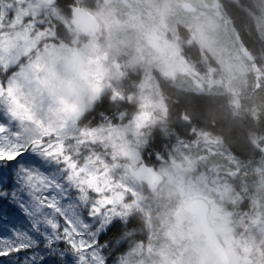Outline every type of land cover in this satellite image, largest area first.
Returning a JSON list of instances; mask_svg holds the SVG:
<instances>
[{"label":"rangeland","instance_id":"1","mask_svg":"<svg viewBox=\"0 0 264 264\" xmlns=\"http://www.w3.org/2000/svg\"><path fill=\"white\" fill-rule=\"evenodd\" d=\"M2 1L10 12L0 6V30L6 31L0 34V47L21 52V69L39 64L44 117L65 136H72L84 110L102 92L108 101L130 102L139 88L145 116L133 117L128 125L77 129L74 136L81 142H105L115 154L110 157L117 156L115 168L131 171L140 166L138 150L161 120L169 119L183 136L190 135L191 122L215 135L202 137L194 147L173 141L168 159L176 156L181 162L157 165L163 181L150 190L149 201L142 202L138 186L126 179L127 171L119 176V187L130 195L128 203H121L115 191L97 198L104 201V215L118 207L116 214L122 216L137 202L147 220L142 246L134 243L108 263L264 264V154L251 156L264 143V0H76L102 29L101 40L89 35L81 45L64 11L28 13L21 8L25 0ZM29 15L51 21L64 37L38 31L28 22ZM244 34L249 37L242 40ZM71 50L89 54L86 64L79 58L81 78L71 69L74 57L65 63L55 58ZM104 54L122 64L124 75L103 66ZM184 60L198 66L201 76ZM131 78L139 80L137 87L127 82ZM29 91L35 86L26 87L22 95ZM105 157L101 152L90 154L85 163L93 184L107 190L109 181L97 172L107 170ZM193 190L208 201V219L224 246L226 261L207 242L199 221L185 218L194 216L187 208V194ZM245 191L257 200L256 213L247 220L234 212Z\"/></svg>","mask_w":264,"mask_h":264},{"label":"snow or ice","instance_id":"2","mask_svg":"<svg viewBox=\"0 0 264 264\" xmlns=\"http://www.w3.org/2000/svg\"><path fill=\"white\" fill-rule=\"evenodd\" d=\"M20 56L0 47V264H106L100 239L113 225L89 196L101 189L44 117L39 64L13 72Z\"/></svg>","mask_w":264,"mask_h":264},{"label":"trees","instance_id":"3","mask_svg":"<svg viewBox=\"0 0 264 264\" xmlns=\"http://www.w3.org/2000/svg\"><path fill=\"white\" fill-rule=\"evenodd\" d=\"M5 5L4 12H10L7 8V3L5 1L0 0V5ZM17 5V3H15ZM18 6V5H17ZM38 31H45L42 27L37 28ZM49 30V29H48ZM102 29L100 28L99 33L97 35V39L101 40L99 38L102 37L101 35ZM6 31L3 29L0 30V34H4ZM49 33V32H48ZM78 37V36H77ZM249 36L247 34H244L242 36V40L247 39ZM84 40V41H83ZM86 39L82 38V40L79 41L78 44H82L85 42ZM179 49V48H178ZM188 64H192L189 60H184ZM196 73L200 74V69L198 66L192 64L191 65ZM22 64L21 62H17V67L13 69V72H18L21 70ZM8 75H11L9 73ZM0 78H3L0 76ZM133 87H137L134 85V82L132 83ZM136 91L133 90V93L135 92V95L132 97L130 102H123L119 100L115 101H108L109 99L106 97L105 91L101 93V95L92 103L90 104L89 108L84 110V113L80 116L77 123V129H95L100 126H104L107 124L110 125H128L133 124L132 119L133 117L143 115L145 116V112L147 113V108L143 107L140 102V90L139 88H135ZM145 111V112H144ZM166 123H163L162 121H159L155 125V129L148 133V139L150 141H147L145 144L146 146V152L141 150L139 151L140 161L146 163L147 165L153 166L155 170H157V165L159 164V161L156 159V155L154 152H157L162 157L168 158L169 154L165 153L163 150L164 148H169L170 144L173 141H181L185 142L190 146H193V143H197L199 140L204 137L206 140L214 138V134L209 131H203L196 128H193L191 130V133L189 136H183L182 134L177 131L176 127L165 121ZM249 126V124L246 125V127ZM75 129L72 133V136H65L66 143L75 147L76 151L79 154V159L83 164H85V161L87 157H90V154H94V156L97 153H102V155L105 154V162H106V168L104 169H97V172L100 173L103 176V179L109 181V186L107 190L102 189V184H99V188L101 189V192L99 195L96 192H90L89 196L90 199H97L99 197H102L104 195H109L110 193L118 192L121 195V203H128V195L127 193L123 192L121 190L119 176L127 171V177L126 179L128 181H131L136 185L138 194L141 196L142 202L149 201L151 198V192L147 186L143 182H137L135 179L132 178L130 175V171L124 167L123 169L115 168L113 165L115 162L118 163L117 156H115L113 159L110 157L114 156V152L111 149H108L109 147L107 144L103 141H95V142H81L80 138H74L76 134H78V130ZM257 130L250 129V134H256ZM169 135H168V134ZM171 133V134H170ZM198 134V137L196 135ZM65 135V134H64ZM150 135V137H149ZM199 144V143H198ZM197 144V145H198ZM161 150H160V149ZM167 155V156H166ZM251 156H256L257 158H260L263 156L262 151H255ZM174 159H176L177 164H179L181 161V158L173 156ZM95 163V162H94ZM93 163V164H94ZM88 165V164H87ZM94 166V165H93ZM199 167V165L193 166L194 169ZM127 169V170H126ZM211 171V170H210ZM195 174V172H194ZM221 178V177H218ZM232 184L234 190L236 191L235 183L233 181H230ZM118 189V190H117ZM242 198L240 199V203L237 204L235 207L234 212L236 214L238 212L243 213L246 216V220L249 217H252L256 213V205L257 200L249 191H245L244 194L241 195ZM132 201V200H129ZM138 208V210L136 209ZM7 211V209L5 210ZM119 212L118 207H114L113 213H106L104 217L107 219H100V223L104 224H112V230L106 231V234L100 239V245L101 250L99 252L100 256L104 258V261H106V264L108 263V259H111L113 256H119L127 251H129L130 247L134 243H139L142 246V243H144L145 240V231L147 230V220L146 215L143 211L140 210V204L137 202L134 204L133 207L127 206L125 212L122 216L116 214ZM109 215V217L107 216ZM5 219H9V217H5ZM13 222H16L15 217L11 218ZM8 227H11V225H7ZM259 243L258 240L255 239V242ZM140 254V253H139Z\"/></svg>","mask_w":264,"mask_h":264},{"label":"water","instance_id":"4","mask_svg":"<svg viewBox=\"0 0 264 264\" xmlns=\"http://www.w3.org/2000/svg\"><path fill=\"white\" fill-rule=\"evenodd\" d=\"M44 3H49V0H42ZM191 6L189 4L185 5V9L189 10ZM72 10V25L75 29H77L81 35L83 36H95L99 31V24L94 18L92 14L88 11L83 10L77 6H71ZM105 54L103 55L105 59ZM79 65V57H74L72 59V67L73 69ZM262 153H264V144L262 146ZM131 176L138 182H143L146 184L149 190H154L162 181L161 176L157 173L153 166L146 165L142 163L140 167L136 170L130 171ZM204 204L203 210V219L198 220L201 230L207 240V242L211 245V247L215 250V252L224 260H227V255L224 249L222 242L219 240L217 235L214 233L213 229L208 223L207 215L209 212V206L205 200L200 199ZM189 212L194 215L190 210ZM196 215H199V210Z\"/></svg>","mask_w":264,"mask_h":264},{"label":"flooded vegetation","instance_id":"5","mask_svg":"<svg viewBox=\"0 0 264 264\" xmlns=\"http://www.w3.org/2000/svg\"><path fill=\"white\" fill-rule=\"evenodd\" d=\"M26 2H24L23 4H21L22 5V7L21 8H25L26 10H28L27 12L28 13H32V12H39V13H41V11L43 10V11H49V10H53V11H57V10H62V11H64L65 12V14H66V18H65V22L70 26V30H72L74 27H73V25H72V10H71V6H81L79 3H77L76 2V0H49V3H44L42 0H34V1H36L34 4H32V7H28L27 5L29 4V2L28 1H32V0H25ZM73 4V5H72ZM83 8V7H82ZM32 17H34V16H28V18H27V20H28V22H30V23H33V25L35 26V27H42L45 31H44V33H48V32H52V34L53 35H51V37H53V38H63V37H61L60 36V34L58 33V28L51 22V21H49V20H45L43 17L41 18V19H39L38 18V16H37V18L39 19V21H36V20H33L32 19ZM49 29V30H48ZM99 30H100V25H99ZM74 34L75 35H78V37L79 38H84V39H88V37L89 36H83V35H81V33L79 32V31H77L75 28H74ZM98 33H99V31L96 33V35H95V37H97V35H98ZM93 37V36H92ZM101 61L103 62V66H105V65H107V66H109V67H113L115 70V72L116 73H118V71L120 70L121 72H122V74L124 75V69L121 67V65L120 64H117V65H114V64H112V62L113 61H111V60H109V58L107 57V55L105 56V59H104V57L102 56L101 57ZM110 61H111V65H110ZM79 66V65H78ZM76 67V68H74L73 69V67H71V69L74 71V72H76V74L81 78V72H80V68L79 67ZM162 121V120H161ZM165 121H167V122H169V123H171L170 122V120L169 119H167V120H163L162 122L163 123H166ZM189 125V131L191 132V130L193 129V128H196V129H199V130H203V131H206V130H204V129H201V128H199L196 124H195V122H191L190 124H188ZM144 130V129H143ZM207 131H209V132H211L210 130H207ZM168 134V133H167ZM171 134V133H170ZM169 135V134H168ZM215 137V136H214ZM170 148V147H169ZM169 148H164L165 150H163L166 154L168 153H172L171 151H170V149ZM160 149V148H159ZM222 149H224V147L222 148ZM141 150H143V151H145L146 152V146L144 145L139 151H141ZM161 150V149H160ZM155 153V155H160V154H158L157 152H154ZM262 154H264V153H262ZM142 163H144V162H142L141 161V164ZM140 164V165H141ZM146 164V163H145ZM147 165V164H146ZM140 167V166H139ZM138 167V168H139ZM137 168V169H138ZM154 168V167H153ZM155 170V169H154ZM156 171V170H155ZM157 172V171H156ZM136 181V180H135ZM138 182V181H137ZM203 200H205V199H203ZM206 201V203L208 204V201L207 200H205ZM208 206H209V204H208ZM209 214V213H208ZM207 219H208V216H207ZM208 223H209V225L211 226V228L213 229V227H212V225L210 224V222H209V219H208ZM213 231H214V229H213ZM214 233L216 234V232L214 231ZM217 235V234H216Z\"/></svg>","mask_w":264,"mask_h":264},{"label":"clouds","instance_id":"6","mask_svg":"<svg viewBox=\"0 0 264 264\" xmlns=\"http://www.w3.org/2000/svg\"><path fill=\"white\" fill-rule=\"evenodd\" d=\"M88 53L81 51V50H71L65 53L55 54V58L61 60V63H65L68 59H71L73 57H79L84 63H87V57ZM188 200H187V208L190 210L194 216L193 217H185L186 219H197L202 220L203 219V210H204V204L200 200L199 194L197 192L190 191L188 194ZM199 210V215L197 216L196 213ZM211 219V218H209Z\"/></svg>","mask_w":264,"mask_h":264},{"label":"bare ground","instance_id":"7","mask_svg":"<svg viewBox=\"0 0 264 264\" xmlns=\"http://www.w3.org/2000/svg\"><path fill=\"white\" fill-rule=\"evenodd\" d=\"M2 5V4H1ZM0 5V6H1ZM28 7H32V5H30V4H28L27 5ZM83 10H85L84 9V7H83ZM85 11H87V10H85ZM89 12V11H88ZM90 13V12H89ZM91 14V13H90ZM95 18V17H94ZM96 19V18H95ZM97 21V20H96ZM78 39H76V42L77 43H79V41L80 40H82L81 38H79V37H77ZM84 41V40H83ZM85 42H86V40H85ZM112 64H114V65H117V64H120L121 65V67L123 68V66H122V64L120 63V62H117V61H113L112 62ZM124 69V68H123ZM124 71H125V69H124ZM127 82L129 83V84H131L132 85V83L134 82V85H136V84H138L139 83V80L137 79V78H131V79H128L127 80ZM167 156V155H166ZM156 159L159 161V163L160 164H166V163H171L172 165H176L177 163H175L176 162V159H168V158H166V157H162L161 155H156ZM136 170V169H135ZM158 173V172H157ZM159 175L161 176V181H163V176L159 173ZM218 237V236H217ZM219 238V237H218ZM220 240V239H219Z\"/></svg>","mask_w":264,"mask_h":264}]
</instances>
